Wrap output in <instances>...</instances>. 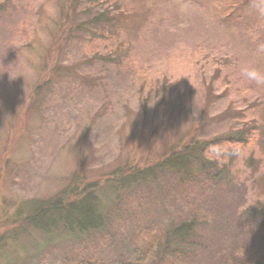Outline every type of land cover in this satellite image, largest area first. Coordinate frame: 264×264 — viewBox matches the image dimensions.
Returning a JSON list of instances; mask_svg holds the SVG:
<instances>
[{"label":"rangeland","instance_id":"rangeland-1","mask_svg":"<svg viewBox=\"0 0 264 264\" xmlns=\"http://www.w3.org/2000/svg\"><path fill=\"white\" fill-rule=\"evenodd\" d=\"M121 1L131 16L114 31V43L87 41L88 32L63 24L58 0H0V264H74L84 245L91 254L102 247L96 264H153L152 255L136 256L133 244L153 246L163 221L193 210L181 196L175 212L125 196L117 202L125 219L112 220V238L98 245L91 242L97 232L87 235L93 230L79 237L14 220L75 182L66 199L83 197L94 181L106 204L112 192L103 181L119 177L117 170L161 158L178 139L204 142L234 129L247 140L234 145L229 185L242 189L225 191L211 225L199 229L195 253L175 254L169 264L261 263L257 217L243 208L264 203V86L239 69L264 72V0H253L232 23L220 16L229 0ZM55 59L64 65L52 73ZM49 78L57 90L35 100L32 87ZM230 197L229 204L245 202L238 215L231 206L225 216Z\"/></svg>","mask_w":264,"mask_h":264},{"label":"trees","instance_id":"trees-1","mask_svg":"<svg viewBox=\"0 0 264 264\" xmlns=\"http://www.w3.org/2000/svg\"><path fill=\"white\" fill-rule=\"evenodd\" d=\"M222 1L227 2V0ZM233 1L229 0V3H227L231 7L230 9L224 6L222 13H220L221 18L229 23H232L233 18L240 16L243 8L249 7L253 0ZM58 3L61 5L63 24L69 25L71 30L74 31L83 29L85 33L88 32L89 34L86 35L87 41L95 38L106 42H120L116 39V36L117 38L119 36L114 31L120 28L121 22L128 20L131 16L129 11H124L121 0H117V2L114 0L112 3H109L108 0H58ZM96 3H101L102 6ZM69 14L72 16L70 17ZM99 27H102V30H99ZM70 31L65 33L64 40L69 37ZM97 35L98 38H96ZM114 59L118 61L122 59V55L119 54ZM63 65L61 59H55L50 72L56 73L59 70L58 68ZM52 87L55 91L57 90L56 84L50 78L48 81H41L34 85L32 90L35 100L39 98L44 100ZM27 106L29 107V101ZM246 140V131L239 129L218 133L213 136L212 140L204 142L195 140L192 137L184 144L181 139H178L177 146L170 148L169 152L161 158L148 161L147 164L140 167L134 166L132 168L126 165L115 172L119 177H106L103 181V189L107 192L111 188L112 192L106 204H100V198L97 197V194H99L98 188L101 187L94 181L85 185L87 187L83 189V197L76 199L74 202L66 199L65 193H69L76 186L78 187L75 182L73 189H67L70 185H66L65 190L62 189L63 191L57 193L54 197L43 199L26 217L15 219L14 224L16 225L21 219L26 218L33 225H40L42 230L48 231L55 228L52 230L55 232L57 231L56 228L60 227L75 232L79 237L85 235L88 230H93L88 231L87 235L89 232H97L99 237L93 238L91 242L98 245L100 242L108 240L105 235L110 239L112 238L113 233L109 230L112 220L119 218L117 222H121L125 219L121 220L119 214L122 207L119 208L117 205V202L124 199L125 196L128 195L138 199L141 206H156L165 212H167L165 207H174L173 211L175 212V203H180L178 196H181L192 204L193 210L190 207V211L185 212V214L182 213L175 220L171 217L166 223L163 221L162 226H165L167 222L168 224L165 226L163 234H160L161 237L155 240L153 246L148 247V242L145 239H141L137 245L133 244L136 256L144 255L142 260L152 255L153 264H169V262L174 261L171 256L175 254L185 256L188 251V254H193L195 250L192 248L200 245L201 234L199 229L202 226L211 225L209 223H211V218H214V209H219L217 205L220 199L224 197L225 191H229L231 187H236L235 185H229L233 174L231 160L236 155L234 145L244 143ZM236 189L238 188L236 187ZM241 189L238 190L241 191ZM111 195H114V197ZM87 201H91L93 207L87 204ZM231 201L232 197L228 198L224 206L225 216H230L231 206L234 207L233 215H238L239 211L235 210L236 207L242 208L245 205L242 200L234 205L233 203L229 204ZM258 205L260 207H244L243 212L248 216L251 210V214L257 217L256 227L259 232L258 241L260 245L256 250L260 253L263 261L264 203L260 202ZM112 206L117 209L111 213ZM190 212H192V215L189 214ZM155 216L158 217L157 214ZM241 220L248 223L247 221L250 218ZM155 225L161 227L159 223ZM22 228L23 226L20 225L19 230ZM84 238L79 241H83ZM89 250L90 246L87 245L77 249L76 254L77 256L79 254L82 260L73 258L71 263L96 264L99 255L102 253V247L98 245L97 248L96 246L95 254L89 253ZM203 261L205 262L204 257Z\"/></svg>","mask_w":264,"mask_h":264},{"label":"clouds","instance_id":"clouds-1","mask_svg":"<svg viewBox=\"0 0 264 264\" xmlns=\"http://www.w3.org/2000/svg\"><path fill=\"white\" fill-rule=\"evenodd\" d=\"M239 74L244 80L254 82L257 86H264V72L251 65H242Z\"/></svg>","mask_w":264,"mask_h":264}]
</instances>
